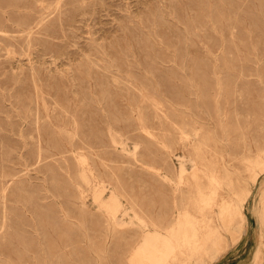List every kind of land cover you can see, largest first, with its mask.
Masks as SVG:
<instances>
[{"label": "rangeland", "instance_id": "374dc122", "mask_svg": "<svg viewBox=\"0 0 264 264\" xmlns=\"http://www.w3.org/2000/svg\"><path fill=\"white\" fill-rule=\"evenodd\" d=\"M35 86L50 109L67 108L52 114L60 135L47 137L54 128ZM37 122L41 142L29 136L24 148L18 131L37 136ZM195 142L208 158L211 148L226 153L241 194L252 187L249 166L264 149V0H0V264H129L137 220H107L78 159L105 183L104 199L116 190L124 207L167 224L172 189L156 173L177 171ZM185 167L187 180L195 167ZM263 178L244 229L202 264H264L254 212Z\"/></svg>", "mask_w": 264, "mask_h": 264}, {"label": "bare ground", "instance_id": "6f19581e", "mask_svg": "<svg viewBox=\"0 0 264 264\" xmlns=\"http://www.w3.org/2000/svg\"><path fill=\"white\" fill-rule=\"evenodd\" d=\"M35 26L42 23V20H35ZM32 30L29 31V34ZM35 100L44 108L45 118L49 120L50 125L54 128L53 133L47 137H54L63 132V120L53 121L52 114L58 110L65 113L62 102L56 100L50 109L45 102L44 92L39 86H35ZM76 112V110L74 111ZM73 124V135L78 134V121L76 115L71 116ZM40 126L37 122L36 133L33 135L30 130H19V137L24 142L29 138L36 139L41 142L42 135ZM182 135L184 132L181 133ZM112 143L117 140L113 135H108ZM72 139V138H71ZM214 146L216 140L212 141ZM207 146V143L203 144ZM58 146V145H57ZM194 155L188 158H177L179 161V169L168 173H156L158 181H164L172 189L173 209L170 221L165 224L161 219L153 221L145 210L141 207L134 206L124 207L120 201V196L116 190L110 191L109 196L104 199L105 183L98 181L88 162V158L80 156L78 164L81 168L79 179L93 188L94 203L99 209L103 210L107 216V220L114 224L124 223V217H130L137 220V226L141 230V241L138 243L135 252L132 254L129 264H202L209 247L217 246L225 234H233L235 231H241L246 225V217L243 213L244 204L250 196L253 185L257 183L260 176L264 174V149L257 151L260 160H256L249 169L251 170L252 187L244 189L241 194L240 175L226 161V153L218 155L216 149L211 148L210 151L214 158L206 157L202 150V145L195 142L190 143ZM209 148V147H207ZM206 148V149H207ZM223 152V151H222ZM43 151L41 147H37L36 161L42 160ZM9 158L10 156L7 155ZM20 158L28 162L29 155L20 153ZM263 159V160H262ZM195 167L194 172L185 180L186 163ZM26 166V165H25ZM165 167H170L165 165ZM171 173V174H170ZM2 177H6L3 169ZM16 174H10L15 176ZM13 180L10 184L6 182L1 187L3 192L5 188H11ZM187 185V190H181V185ZM257 203H254V212L257 213L258 223L260 225L262 235H264V178L258 186ZM81 210L87 212L84 202L81 203ZM130 212L133 216H130ZM175 215V216H174ZM235 220H237L235 222ZM198 260L201 262L199 263Z\"/></svg>", "mask_w": 264, "mask_h": 264}]
</instances>
